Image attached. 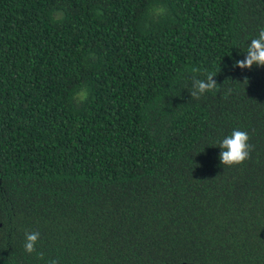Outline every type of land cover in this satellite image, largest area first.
<instances>
[{"label":"trees","instance_id":"trees-1","mask_svg":"<svg viewBox=\"0 0 264 264\" xmlns=\"http://www.w3.org/2000/svg\"><path fill=\"white\" fill-rule=\"evenodd\" d=\"M262 29L264 0H0V264H264V67H233Z\"/></svg>","mask_w":264,"mask_h":264},{"label":"clouds","instance_id":"clouds-1","mask_svg":"<svg viewBox=\"0 0 264 264\" xmlns=\"http://www.w3.org/2000/svg\"><path fill=\"white\" fill-rule=\"evenodd\" d=\"M253 65L257 67H264V29L259 32L257 38L251 40L246 50V56L243 60H236L233 67L240 69H251ZM215 73H208L206 80L196 79L193 82V90L190 92L191 97L199 99L205 92L213 91L218 84L213 79ZM248 77L244 81L248 83ZM250 137L246 131L233 130L231 135L225 137L220 143L221 149L219 160L224 166H233L243 163L249 158L251 145L248 143ZM39 232H26L24 249L31 254L36 251L35 245L39 239ZM39 258H43V253L37 254ZM49 264H57L55 260L50 261Z\"/></svg>","mask_w":264,"mask_h":264}]
</instances>
